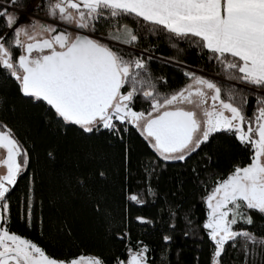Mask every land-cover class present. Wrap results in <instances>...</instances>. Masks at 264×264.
Listing matches in <instances>:
<instances>
[{
  "label": "snow or ice",
  "instance_id": "snow-or-ice-1",
  "mask_svg": "<svg viewBox=\"0 0 264 264\" xmlns=\"http://www.w3.org/2000/svg\"><path fill=\"white\" fill-rule=\"evenodd\" d=\"M161 38L176 55L157 54ZM181 44L218 71L190 70L178 58L185 51ZM155 61L175 64L185 82L169 85L153 72ZM0 80L13 86L17 101L40 109L58 135L71 131L87 139L108 133L118 140L122 195L132 175L125 134L135 130L154 158L153 168L144 170L142 192L124 197L136 205L156 195L157 167L187 164L202 153L206 214L199 228L211 249L208 264H224L229 244L240 264H264V225L250 230L255 215L264 219V0H0ZM249 97L255 98L251 115ZM7 110L16 111L15 101L0 94V111ZM224 141L246 156L231 162L226 172L209 171L214 150ZM26 145L0 116V264H156L149 244L132 240L127 208L109 233L119 242V254L109 256L56 257L11 230L15 208L18 222L32 229L38 220L43 236V215L36 214L37 173L28 174L33 157ZM54 152H47L52 160ZM106 174L103 163L96 162L91 170L77 166L64 180L73 199L111 226L115 217L95 185ZM24 175L25 191L13 204ZM177 216L170 207V231ZM135 221L155 223L143 215ZM61 225L70 236L74 217L66 215ZM161 240L169 244L173 236L165 233Z\"/></svg>",
  "mask_w": 264,
  "mask_h": 264
},
{
  "label": "trees",
  "instance_id": "trees-1",
  "mask_svg": "<svg viewBox=\"0 0 264 264\" xmlns=\"http://www.w3.org/2000/svg\"><path fill=\"white\" fill-rule=\"evenodd\" d=\"M158 43V55H176L167 40L161 38ZM180 47L185 48V51L180 53L178 58L187 66L203 69L201 74H214L218 71L206 63L198 51L183 44ZM151 67L155 75L166 77L172 87L180 86L185 82L182 71L175 64H161L155 61ZM0 94L7 95L15 101L16 111L14 113L10 110L0 111V116H6L15 128L17 136L21 140H27L26 146L33 157L28 174L33 170L37 173L36 214L39 217L42 213L44 219L43 236H41L38 220L36 227L27 229L18 222L14 208L11 230L32 239L44 247L47 253L56 257L81 253H103L109 256L113 252L119 254V242L114 241L109 233L118 227L122 209L127 208L132 240H142L149 244L151 249L149 256L156 261V264H208L211 249L205 234L199 228L206 214V207L201 202V196L205 194L201 181L205 179L206 172L201 164L207 162L201 161L202 153L193 155L187 164L168 162L166 166L161 164L157 167V175L152 177V186L156 195L145 196L143 197L145 204L136 205L134 202L126 201L124 197L129 193L142 192L146 180L144 170L153 168L154 158L151 150L135 130L125 134L130 149L132 175L130 183H125L122 195L120 179L123 145L118 140L111 138L108 133L87 139L80 138L71 131L66 136L58 135L55 126L41 116L40 109L16 100L11 84H5L0 80ZM254 104L255 98L249 97L247 108L249 115L253 111ZM6 107L10 109L11 106ZM229 144V141L217 144L213 161L208 165L209 171L226 172L231 162L246 156L238 148L229 147ZM52 149H55L54 160L47 156V152ZM96 162L103 163L107 170L106 177L95 181V185L106 196L109 211L115 217L111 226L98 219L82 201L73 199V189L64 180V174L75 171L77 166L81 171L91 170ZM194 166L196 172L192 170ZM27 179V175L20 178L13 193V204L16 203L15 197L24 193ZM170 207L174 211L178 210L174 231L168 228L172 223L168 217ZM66 215L75 219L74 231L70 236L62 231L61 221ZM137 215L146 216L155 223L141 225L135 221ZM185 216L193 221L192 225L187 223ZM254 218L256 223L250 230L259 229L264 225V219L260 216L255 215ZM185 232L189 235L185 236ZM165 233L173 236L169 244H164L161 240V236ZM226 248L224 264H240L241 257L238 251L230 244Z\"/></svg>",
  "mask_w": 264,
  "mask_h": 264
},
{
  "label": "rangeland",
  "instance_id": "rangeland-1",
  "mask_svg": "<svg viewBox=\"0 0 264 264\" xmlns=\"http://www.w3.org/2000/svg\"><path fill=\"white\" fill-rule=\"evenodd\" d=\"M193 69L198 70V69H196L195 67H191V66H190V70H193ZM210 75H211V74H210Z\"/></svg>",
  "mask_w": 264,
  "mask_h": 264
},
{
  "label": "built area",
  "instance_id": "built-area-1",
  "mask_svg": "<svg viewBox=\"0 0 264 264\" xmlns=\"http://www.w3.org/2000/svg\"><path fill=\"white\" fill-rule=\"evenodd\" d=\"M189 68H190V66H189Z\"/></svg>",
  "mask_w": 264,
  "mask_h": 264
}]
</instances>
